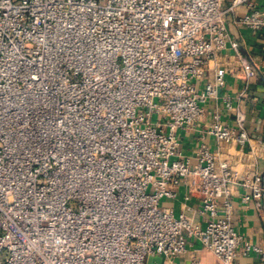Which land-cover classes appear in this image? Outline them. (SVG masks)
Segmentation results:
<instances>
[{"label":"built area","instance_id":"1","mask_svg":"<svg viewBox=\"0 0 264 264\" xmlns=\"http://www.w3.org/2000/svg\"><path fill=\"white\" fill-rule=\"evenodd\" d=\"M262 2L0 0V264H145L152 254L174 264L190 238L224 264L264 257L236 229L233 205L241 187L242 202L261 207L264 174L239 173L204 143L194 165L179 136L222 98L237 130L217 108L208 133L250 142L221 89L233 74L240 101L259 75L228 16L244 6L237 22L262 32ZM182 185L205 225L164 204Z\"/></svg>","mask_w":264,"mask_h":264},{"label":"crops","instance_id":"2","mask_svg":"<svg viewBox=\"0 0 264 264\" xmlns=\"http://www.w3.org/2000/svg\"><path fill=\"white\" fill-rule=\"evenodd\" d=\"M233 0H224V6L228 7ZM261 4L264 5V2ZM247 10L244 6H239L234 13L228 16V27L230 37L239 43L241 50L249 55L252 61L258 66L259 75L254 78L246 96L238 101V95L242 91L243 83L233 74L226 75V85L221 89V94H230L234 102L240 105L244 114V124L250 135V142L245 144L220 143L213 135L208 133L211 126L213 112L220 108L224 113V121L237 130L236 120L233 114L225 110L223 99L217 102L210 100L207 105V113L203 121L191 129L179 131L180 150L184 156L189 157L192 164H197V151L201 144H206L211 151L218 154L221 161L228 162L235 170L241 174L258 172L264 174V30L254 32L239 24L237 18ZM233 50H228L227 57L219 58L220 63H225L229 59L233 60ZM214 61L208 69L206 79L214 77ZM206 82L199 83V88L203 89ZM243 189L237 187L234 190V223L238 232L253 244L264 248V201L261 207H257L255 202L248 204L242 202L241 194ZM186 187L182 185L179 189L178 197L175 200L165 201L166 206L173 207L176 214L185 212L194 221L205 225L206 216L200 212V200L193 197L185 200ZM197 255L201 264H224L223 261L212 251L203 248L200 241L190 238L187 251L177 257L174 264H191V258ZM164 257L159 254H152L146 258L145 264H162ZM237 264H264V257L256 252L247 255H240Z\"/></svg>","mask_w":264,"mask_h":264}]
</instances>
